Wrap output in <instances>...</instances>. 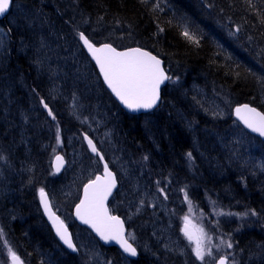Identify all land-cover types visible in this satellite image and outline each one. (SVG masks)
<instances>
[{"label":"trees","instance_id":"trees-1","mask_svg":"<svg viewBox=\"0 0 264 264\" xmlns=\"http://www.w3.org/2000/svg\"><path fill=\"white\" fill-rule=\"evenodd\" d=\"M18 1L19 0H15L13 2V12H15L14 10L18 4ZM48 1L52 0H43V3L40 4L38 10L41 11L42 15L46 14V18L48 20H53L57 23L60 22L58 21L59 16L56 13L57 9L53 12V15H50V11L45 9V5ZM56 1L57 0H53V2L50 3L54 4ZM68 1H70V4L75 10L77 9L80 16L85 17L81 20L74 21L72 26H79L80 23L89 24L90 28L94 29V31L89 32L88 30H85L84 33L96 45L107 43L118 49L129 47H140L147 49L164 61L165 68L169 76L172 78L171 80H180L187 86L185 87L186 90L188 87H190L191 82H194L195 85H199L203 90H206V92H211L207 93L208 95L216 92V94L222 98L221 102L223 101L227 103V108L229 111H232L234 106L250 104L251 106L256 107L264 112V98L261 96L259 90V88L263 89L264 82V0H256L260 6H258L254 0H144V2H142V0ZM219 12H222L223 14H219ZM69 15H72L70 11ZM90 22L93 24L96 23L98 26H91ZM225 22L237 24L243 28L246 34L245 36H248L253 41L254 47H251L253 45L249 47L248 43L245 42L246 40L240 41L241 36H239V38L236 40L241 46H237L232 40H230L226 36L223 29H219L217 27L218 25L224 26ZM4 26L6 29L9 28L6 23H4ZM83 28L84 27H81L79 29L82 31ZM103 29L105 31H103ZM160 29H163V31H160ZM185 29H187L193 35V39L190 40L183 35ZM79 32H75V34L78 36ZM210 38H213L215 43L210 41ZM15 43V39L13 42L11 41V50H13ZM256 45H258V47H256ZM231 46H235L238 49L243 48L242 54H239L241 56L240 58H236L234 56V52L237 54L238 49H235ZM93 72L97 79V85L98 89L100 90V94H102L103 97L108 100L116 113H118L116 120L118 126H114V128L116 132L120 134V137H122L123 146L129 153L128 156H130L131 161L136 162L137 164H142L143 166L147 167L148 170L153 172H155L156 169L152 167V161H155L160 169L158 172H161V176H157V173H155V179L162 177L160 179L173 180L176 182L175 186L179 191H182L184 187H187L190 196L195 200L199 209L206 218V227L208 228L211 226V224L212 227L213 225L220 226L218 228L225 230L227 234V236L225 235V238L227 240L231 239L233 242V248L228 249V253L231 254V257L235 258L238 264H247L246 261L251 259L252 252L260 254L261 257L258 260L260 263L258 264H264V208H258L262 205L256 201L254 202L257 206L252 204V200L255 197L253 191H255V188L257 187L258 189H261L262 185L264 184V174H255V176H252L241 173V176H238V174H235L234 171L232 173L226 172L222 179H216V181H214L212 188H210L208 185V177L210 172L203 173L204 176L200 175V178H198L199 184L203 186L200 189L195 186L194 180L192 178L184 181L181 176L176 174L179 169L174 165L178 155H180L179 148L184 143L182 142L179 145V138L176 132L170 131L172 134L171 136L173 137L175 135L178 140L171 138L170 144L168 143L165 145L168 146L171 153V155H169V159H167V155L165 157V155L160 152L159 154H156L154 148L143 140V138L146 137L145 135L148 133L145 134V131L143 134H141L139 131L144 128L143 123H145L146 117H154L159 115L160 117L158 118L157 122L162 121L161 118L164 116L166 118H171L174 115L169 104L171 103V100L173 101L172 104L174 107H176V110L179 112V114H181V116L184 112L187 114V109H192L188 108L190 103L185 100V102H181V99H179L180 95L177 96L179 89H171L172 91H176L173 95V98H171L172 96L168 94V88L164 90L162 106L156 113L147 116L134 117L127 115L119 109L117 104L111 99L110 95L102 86L100 80L97 77V73H95L94 70ZM237 73L239 75H237ZM35 75L36 74L33 71L28 70V72L24 74V78L22 74L19 77L17 76L14 81L11 78L8 79L0 75V79L2 80L1 85L4 88L3 99L9 102L12 95L20 98L22 94H25L30 99L29 106L32 110L24 111L25 113H22L23 115L19 114L20 117H16L17 119H15V122H11L8 119L6 120L7 124L12 123L13 126H16L14 127L15 129L8 128V126L5 127V125L3 126V121L0 118V157H3L0 159V170L2 173V178L6 179L7 182L9 181L8 183H11L10 180L13 181L12 175L14 173H22L24 176L30 174L28 177L32 176L30 180L33 179L28 184V180H25V177H23L21 182L20 180L16 182L14 181L15 184L19 183V187L17 190L16 188L13 189L12 193H18V195L21 194L23 199L17 198L12 206H9L4 200L0 199V203L3 208L2 211L4 212L2 213L3 215L6 214L7 209L9 208H16L15 210H17L19 214L9 216L10 219H8L6 216V220H2L1 222H3L5 225L4 232L8 234L10 240L12 239L11 241H14L11 242L12 246L17 249V246H20L21 243L23 244L21 246L24 247L26 251L24 252V250L19 247L17 251L19 252L22 259H25L26 261L28 258L32 259L28 264H47L49 261L53 262V264H72L69 259L75 260L76 258L78 259V256L70 255L61 250L59 247L56 248L61 251L65 258H62L60 254L55 252L54 245L57 246L58 243L46 225L38 203V189H44L43 186H46L44 181L47 180L49 176L53 175L50 163L54 153V148H49V146H47V148L41 150L36 146H32V144L28 145L29 140H32L28 139L30 137H26L25 135V133H28V129L24 133H20L19 128L22 130H25V128H30L36 129L35 131L37 132L41 131L49 142L53 136L50 133L48 134L45 129L40 128V121L42 120L41 118L47 122L57 121L62 127L66 125V123L69 127L71 122L72 125L75 122L74 120L70 122L67 119V115L70 116V114L67 113V111H62L64 110L62 107L55 109L56 107L50 104V109L52 110L55 119L48 117V115L45 113V110L41 107L39 101V98L43 96L44 93H46V90L43 87L42 82L39 79L36 80L37 75ZM261 77L263 81L261 80ZM28 82L31 83L28 84ZM25 84L27 85V92H25ZM22 85L24 86L22 87L23 89L20 88ZM8 87L12 88L14 91H9V89H7ZM8 92H12V94L9 95ZM90 93H92V97L95 96V92ZM39 108H41L43 112ZM59 109L61 110L59 111ZM35 111L38 114L34 113ZM27 112L29 115H34H31L29 119L33 118L35 121L32 122H39L38 125L37 123H33L31 124V126L33 125L32 127L28 126V120H25L28 116ZM167 113L170 115L167 116ZM7 114L8 113H6V115ZM1 116L2 115H0V117ZM189 117H191L190 121L192 120L193 123H196L202 128L209 130H214L217 128L223 129L222 126L227 123L224 120H221L220 122L213 119L207 120L209 117L207 118L196 111L194 112L193 110H190ZM47 118H49V120ZM68 121L70 123H68ZM117 128H119V130ZM2 131H4V133ZM14 132L16 133L14 134ZM30 134H32L33 137H38L36 135L37 133L34 131ZM5 135L6 137L4 138ZM8 137H10V139ZM25 140H27V144L25 143V146L27 145L26 147L24 146ZM171 145L175 146L173 150H171ZM260 145H262L259 149L261 152L258 151L256 155L257 159L263 162L264 168V144ZM201 149L203 150V148ZM209 149H205V156L211 155ZM187 151L197 155V153L194 151L193 145H191V147L189 145L187 147ZM172 154L178 155H176L175 158ZM145 155L148 156L147 161L142 159ZM167 160L168 164L165 163ZM162 164L163 166L161 167ZM254 171H257L256 168L253 170V172ZM3 173H6L7 175H4ZM29 192H33L34 194L35 198L33 203L25 201L26 199H29ZM207 199H216L217 202H215V204L218 203V207L225 213H242L249 209H254L258 215H249L243 218L239 216L218 215L219 217L215 218V221L212 223L211 217L208 215L209 207L207 206ZM246 200L247 202H245ZM215 204L212 203V205ZM73 205L64 206L65 210H67V218L63 215H61V217L69 225V229L75 238L76 235L81 232V229H78L72 219L71 206ZM30 215L31 217L29 218ZM17 217L19 218L17 219ZM228 218H232L231 221L233 222V224H230V229L228 225L225 224ZM140 219L143 220L142 218ZM12 220L14 222L9 224V222ZM146 224V231L150 232V235L152 236V227L150 223ZM224 224L227 228H224ZM35 225H38V227L41 226L42 228L37 229ZM236 228L238 229L236 230ZM11 233L13 235L15 234L14 236L18 242ZM39 233L45 235L47 241L49 240L50 250L53 249V257L45 256L42 258L39 255L38 252H44L42 246H40L41 244L34 241ZM209 233H211L210 230ZM24 234L26 236H23ZM147 244L149 245L148 250H141L142 255H144L143 259H145L147 263L142 260H140L139 263H141V261L143 264L185 263L181 257L177 259L176 255L160 250V248L157 247V245L152 242V240L147 241ZM103 251H105L107 257H110V254L111 256L113 255V249H104ZM26 252L36 253L38 256H27ZM261 253H263V255H261ZM258 254L256 256H258ZM119 256L120 255L117 252H114L113 260L117 259ZM40 257L42 260L40 259L41 261L38 262ZM81 257L82 256H79L78 262L75 264H86V261L82 260ZM43 260L45 262H42ZM254 260H256V257ZM1 261L5 260L0 256V264H2Z\"/></svg>","mask_w":264,"mask_h":264},{"label":"rangeland","instance_id":"rangeland-1","mask_svg":"<svg viewBox=\"0 0 264 264\" xmlns=\"http://www.w3.org/2000/svg\"><path fill=\"white\" fill-rule=\"evenodd\" d=\"M48 2L45 5V9L50 11V15H53V12L57 9L56 13L59 16L58 21L60 22L57 23L56 21L48 20L46 18V14L42 15L41 11H38L40 4L43 3V0H19L14 11L19 12H16V16H19H17V18L18 20L20 19V22L18 20L15 21V25H13L14 29L11 32L3 28L1 26L2 23L0 22V39H3L4 41L3 46H0V60L3 58L6 60L8 54L6 48L9 49L11 47L10 42H13V40L16 38L15 34L16 36H18V34L21 35V39L24 40V42L20 44V42L17 41L20 46L18 47V50L16 49V55L11 56V58L19 59L18 54H25L26 58H28V60L31 61L32 66H34L32 71L37 75H35L36 78H38L42 84L45 83L43 84L45 85L43 87L46 89V93H44V95L39 98L40 104L41 99H44V102L46 101L45 103H47L48 106L49 104L53 105V103H56L58 106L62 107V109H65V111L68 110L69 114L72 115V119L74 118L73 120L75 123L72 125L71 122V127L66 126L67 123L62 127L57 121H54L55 123L51 122L49 129L52 130V132H49L53 136V141L52 143L50 142V145L43 132H37L35 131L36 129L30 128L21 130V133H24L28 129V133H25L26 137H30L28 138L32 139L30 141L36 142L38 148L41 150L47 148V146H49V148L52 147L54 148L53 156L60 152L63 153L67 159L68 167L66 172L62 176L58 177L53 173L52 176H49L50 185L43 186L44 189L49 193L52 202L55 204V211L66 217L67 210H65L64 206L70 205L73 201H75L79 196L82 184L93 179V177L101 171V167L97 162L98 160L88 153L84 145L81 134L83 132L92 136L99 149L103 151L106 157H108L111 166L117 172L118 178L122 182V188L111 205V208L113 211H116V216L123 219L125 223H128L131 229L134 228V230L132 229L133 232L131 233V239L139 246L140 250H148L149 245L147 244V241L152 240V242H154L157 247H159L160 250L164 252L180 255V257L185 258L186 262L188 260L193 261L194 264H204V262L199 261L194 254L193 249L195 248V242H189V240L181 231L184 226L183 217L187 215L191 221V224L203 227L209 237V239L206 241L205 247V262H207V264H212L217 257L228 254V248L221 244L222 240H227L225 238V235L227 236L225 230L218 228L220 227L218 225H213L212 227V224L208 228L206 227V218L199 209L198 205L195 204V202H191L190 205L189 202L185 200V192H187L188 196L190 195L189 191H187V187H184V192H182V189V191L177 190L175 186L176 182L173 180L160 179L162 177L155 179V173H157V176H161V172H158L160 171L159 166L155 161H152V167L156 169V171L153 172L148 170V168L142 164L137 165L130 160V156H128L129 153L123 146L122 137L119 136L114 128V126H118L116 123L118 113H116L108 100L103 97L102 94H100V90L98 89L97 85V79L94 77L95 74L93 72L94 70L96 73V70L94 66L88 62V58L86 59V55L84 54L82 47L80 44H78V36L75 34V32H84L85 30L91 32L94 31V29H90V25L85 24V27L81 31L79 28L82 27V23L76 27L72 26L74 21L81 20L85 17L79 15V12L77 9H74V7L70 4V1L57 0L54 4L50 3L53 2V0ZM254 2L258 4L256 0H254ZM258 6L260 5L258 4ZM69 11L72 13V15H69ZM219 14L223 13L219 12ZM31 25L34 28H32ZM23 26L27 28L26 31L22 29ZM91 26L97 27L98 24L91 23ZM217 27L219 29H223L226 36L237 46H241L240 43L236 41L239 36H241L240 41L246 40L245 42L248 43L249 47L251 45H253L251 47H254L253 41L248 36H245L246 34L243 28L237 24L225 22L224 26L218 25ZM35 28L37 30H35ZM30 31H34L36 36L33 37L34 34L31 35ZM21 32L23 34H21ZM22 36H26V40ZM41 40H43V47H41ZM210 41L215 43L213 38H210ZM231 47L238 49L235 46ZM256 47H258V45H256ZM31 48L35 49L32 50ZM28 49L29 52L27 51ZM242 49L243 48H241V50ZM241 50L238 49L237 54L234 52V56L236 58L241 57L239 55L242 54ZM33 54L35 56H33ZM37 61H40V63H36ZM58 62L61 63L59 64ZM21 75L22 74L18 73V76ZM261 80L263 81L262 77ZM1 81L2 80L0 79V115L3 116L2 120L5 121L7 119L6 116L8 115H6V113H9L10 109H18L13 103L3 99L4 88L1 85ZM191 83L192 88H190V90H188L189 88L186 90L185 87L187 86L183 84V82L180 80H171L170 86L168 87V94L172 96L171 98H173V95L176 91H172L171 89H179L177 96L180 95L179 99H181V102L187 101L190 103L191 106L189 104L188 108L192 109H187V114L184 112L181 116V114H179V112L176 110V107H174L172 104L173 101L171 100V103L169 104L171 110L173 111L172 113L174 115L172 117L174 119L172 117H167L166 120L164 116L161 118V120L165 121L157 122L158 118L160 117L159 115L154 117H146V119L144 118L145 123H143V125L148 135L147 137L143 138V140L153 147L155 153L157 154L158 139L156 136L158 138L161 137L162 143H166V145L168 143L170 144L171 138L175 140L177 139L175 135L173 137L171 136L172 134L170 131H175L177 134L181 130L190 136V138H192L191 142H189L190 147L193 145L194 151L196 153H200L198 156L192 155L191 160L187 155L189 152L180 153L174 165L179 169L176 173L178 176H181L184 181L192 178L194 180L195 186L199 189L203 186L199 184L198 178H200V175H203V173H211V175L209 173V177L206 174L209 178L208 185L210 188H212V185H214V181H216V179H222L226 172L232 173L234 171L235 174H238V176H241V173L252 176H255V174H264L263 162L258 160L256 155L262 146L260 145L262 142L249 135L241 127V125L233 119L232 111L228 110L227 103L223 101L221 102L222 98L217 95L216 92L208 95L207 93L211 92H206V90H203L199 85H195L194 82ZM7 89H9V91L13 90L9 87ZM259 90L261 96L264 98V82L263 89L259 88ZM90 92H95V96L92 97V93ZM8 94L11 95L12 92H8ZM63 95L64 97H61ZM59 97L63 99L61 100ZM57 108L58 107L56 106V109ZM70 109H73V111ZM190 110H193L194 112L196 111L207 118L209 117L207 120L213 119L218 122L224 120L227 123L222 126L223 129H204L200 125L193 123L192 120L190 121ZM11 114L14 116V113ZM166 115L169 116L170 114L167 113ZM170 119L172 122L169 121ZM57 126L59 127L60 134L59 143L56 138L58 130ZM144 128H140L141 130L139 131L141 134L144 133ZM33 131L37 133L36 135L38 137H33V135L30 134ZM182 142L183 141L179 140V145ZM211 143L213 144L211 145ZM217 144L222 145L221 152L214 155L215 149L213 148H215ZM175 146L171 145V150H173ZM201 148H203L204 151ZM206 148H210V156H205ZM259 152H261V150ZM173 156H176V154ZM187 162L189 165L185 167ZM165 163L168 164V160ZM162 166L163 164L161 167ZM255 168L257 171L253 172ZM13 175H15L14 177L22 176V173H14ZM16 186L18 187V183ZM16 186L14 184L11 185V183H8L6 179L2 178V173L0 170V199L4 200L9 206H12L18 198L16 193H12V189L17 188ZM160 189H163V192H161ZM253 193L255 197L252 200V204L257 206L254 202L256 201L262 205L258 208L263 209L264 184L262 185L261 189H258V187L255 188ZM141 201H143V203H141ZM212 201L217 202L216 199L206 200L207 206L209 207L208 215L211 217L213 223L215 218L221 216H218V213L221 211L223 212V210L218 207V203L212 205ZM245 202H247V200ZM33 207L35 209L34 204ZM15 209L16 208H9L7 209L6 214L3 215L2 213L4 212L2 211V205L0 206V229H3V232L5 225L1 221L6 220V216L8 219H10L9 216L11 215H19ZM30 217L31 215L29 218ZM18 218L19 217H17V219ZM32 219L34 220L33 217ZM231 220L232 218H228L225 222L229 229L231 228L230 224H233ZM13 222L14 221L12 220L9 222V224H12ZM146 223H150L152 227V236L150 235V232L146 231ZM225 224L224 228H227ZM35 227L37 229L42 228L41 226L38 227V225H35ZM237 229L238 228H236V230ZM190 230L193 231L195 235V229H192L191 225ZM209 230L211 231V234H209ZM5 235L7 234L4 232L3 240H0V256L5 260L1 261V263L11 264L8 247H11L13 251H15L16 248L12 246L8 235ZM24 236L26 235L24 234ZM6 239L10 242H8ZM4 240L7 241V246L4 245ZM34 241L40 243V246L43 248L44 252H38L42 258L45 256L53 257V249L50 250V243L49 240L47 241L45 235L39 233ZM75 242L78 250L80 249L77 255L78 259L79 256H82L81 259L86 261V264H108L109 261L111 264H129L127 260H119L120 257L111 260V254L109 255L110 257H107L105 252L100 250V246L98 245L99 243L96 242V240H94L89 233L79 232L75 237ZM21 245L23 244L21 243ZM18 247L21 249L23 248L22 250H24V252L26 251L24 247ZM56 247L57 246L54 245L55 252L60 254L62 258H65L61 251ZM208 251H211V256L207 255ZM16 252L17 249L15 253ZM26 253L27 256H38L36 253L32 252ZM16 254L20 257L19 252ZM260 257V254H258V256H256V260H259ZM20 259L26 264L30 263L32 260L31 258H28L26 261L21 257ZM78 259L76 258L75 260H69L72 264H75L78 262ZM251 259L254 258L251 257ZM48 263L53 264L51 261Z\"/></svg>","mask_w":264,"mask_h":264},{"label":"snow or ice","instance_id":"snow-or-ice-1","mask_svg":"<svg viewBox=\"0 0 264 264\" xmlns=\"http://www.w3.org/2000/svg\"><path fill=\"white\" fill-rule=\"evenodd\" d=\"M142 2H144V0H142ZM12 3L13 0H0V16L8 12ZM8 31L11 32V29ZM160 31H163V29H160ZM183 35L190 40L193 39V35L187 29H185ZM78 36L99 66V71L103 75V79L108 88L111 89V92L115 94L123 105L133 111L152 109L157 105V101L160 100L161 84L166 80L172 79L170 76L166 75L165 70L161 67V60L158 59L157 56L141 48H129L126 51H117V49L110 44H103L100 47H96L83 32H79ZM3 43V39H0V46H3ZM43 46V40H41V47ZM37 63H40V61H37ZM237 75L239 74L237 73ZM41 104L45 109H48L49 116L55 119L52 110L48 108V104L45 103L43 99H41ZM235 114L247 128L251 129L253 132L259 133L261 137H264V113L258 112L256 108L250 107L248 104H244L235 109ZM57 128L56 138L59 143V127L57 126ZM85 139L91 151L97 154L100 160H104V156L100 154L93 140L87 136H85ZM187 155L191 160L192 153L189 152ZM2 158L3 157H0V159ZM142 159L147 161L148 156L145 155ZM56 160V170L59 172L63 164V157L57 156ZM115 187L116 178L109 170L108 164L105 163L104 176H97L84 186L83 199L76 205V215L83 223L90 224L102 240L105 242L115 241L125 253L131 257H136L138 255L137 248L125 238L124 222L118 216L111 215L105 203ZM160 191L163 192V189H160ZM40 197L44 210L56 231V235L67 248L71 249L73 252L78 251L64 222L51 210L48 196L43 188L40 189ZM185 200L191 205L187 192H185ZM141 203H143V201H141ZM212 203L215 204L214 201ZM218 215L239 216L243 218L249 215L257 216L258 213L254 209H249L242 213H225L221 211ZM183 220L184 226L181 231L189 242H195L193 251L196 258L204 262V264H207V262H205L206 241L209 239L207 233L203 227L192 225L187 215L183 217ZM190 225L192 229H195V235L193 231L190 230ZM3 237V229H0V240H3ZM3 243L7 246L6 240H4ZM221 244L228 249L233 248L231 239L222 240ZM8 252L12 264H23L20 257L11 247H8ZM207 255L211 256V251H208ZM230 256V253L221 256L218 260V264H229ZM108 264H111V262L109 261ZM231 264H237L234 257L231 259Z\"/></svg>","mask_w":264,"mask_h":264},{"label":"bare ground","instance_id":"bare-ground-1","mask_svg":"<svg viewBox=\"0 0 264 264\" xmlns=\"http://www.w3.org/2000/svg\"><path fill=\"white\" fill-rule=\"evenodd\" d=\"M13 2H14V0H13ZM12 5H13V3L11 4V6H10V9L8 10V12L6 13V14H4V15H2V16H0V22L2 23L1 24V26L3 27V28H5V26H4V23H6V25L9 27L8 29H6V30H9V29H11V31L14 29V26L13 25H15V21L16 20H18V18H17V16H16V12H18V11H16V12H13L12 11ZM36 10V9H35ZM39 11V10H38ZM19 13V12H18ZM21 14V13H20ZM19 17V16H18ZM21 17V16H20ZM24 17V16H23ZM17 18V19H16ZM23 19V18H22ZM24 19H25V17H24ZM23 19V20H24ZM20 20V19H19ZM18 20V21H19ZM28 20V19H27ZM26 20V21H27ZM22 21V20H21ZM29 21V20H28ZM20 22V21H19ZM29 23V22H28ZM30 24V23H29ZM28 24V25H29ZM85 24L86 23H84L83 25H82V27H85ZM19 25V24H18ZM38 25V24H37ZM32 26V25H31ZM35 26V25H34ZM17 27V26H16ZM25 26H23L22 27V29L24 30V31H26L27 30V28L25 27ZM37 27V26H36ZM32 28H34L33 26H32ZM38 28V27H37ZM19 29V28H18ZM91 29V28H90ZM21 30V29H20ZM28 30H29V28H28ZM35 30H37L36 28H35ZM107 30V29H106ZM23 31V32H24ZM103 31H105L104 29H103ZM103 31H101V32H103ZM224 31V30H223ZM15 32V31H14ZM17 32H18V30H17ZM100 32V31H99ZM30 33H31V35L32 34H34L33 35V37L34 36H36L35 35V32L34 31H30ZM21 34H23L22 32H21ZM25 34V33H24ZM27 34V33H26ZM29 34V33H28ZM105 34V33H104ZM27 37H29L28 35H26ZM26 36H22L25 40H26ZM15 40H16V43H17V41L18 42H20V44L22 43V42H24V40H22L21 39V35H19L18 34V36H16V34H15ZM18 37V38H17ZM26 37V38H25ZM32 37V36H31ZM79 37V36H78ZM29 39V38H28ZM32 39V38H31ZM37 39V38H36ZM66 39V38H65ZM67 41V40H66ZM27 42V41H26ZM34 42V41H33ZM78 42H79V44H80V46L82 47V49H83V51L86 53V55H87V52L85 51V49H84V47H83V45H82V42H81V40L78 38ZM11 43V42H10ZM15 43V46H13L14 48H13V50H11V47L9 48V49H7L6 48V51H7V58H6V60H4V58L3 59H1L0 60V74L2 75V76H4V77H6V78H11L13 81L16 79V77L18 76L17 74L18 73H20V74H24V73H26V72H28V70L30 71H32L33 69H34V66H32V64H31V61L30 60H28V58H26V56H25V54H18V56H19V59L18 58H11V56H15L16 55V49L18 50V47L20 46V44H16ZM31 43V42H30ZM35 43V42H34ZM33 44V43H32ZM38 44V43H37ZM24 45V44H23ZM29 45H31V44H29ZM29 45H26V46H29ZM39 45V44H38ZM32 46V45H31ZM22 47V46H21ZM20 47V48H21ZM23 47H25V46H23ZM28 48V47H27ZM27 48H25V49H27ZM39 48V47H38ZM32 50L33 49H35V48H31ZM22 50V49H21ZM239 50H241V49H239ZM23 51V50H22ZM28 52H29V49L27 50ZM37 51V50H36ZM242 51V50H241ZM24 52V51H23ZM37 53V52H36ZM27 54V53H26ZM153 55H155L154 53H152ZM31 55V54H30ZM29 55V56H30ZM32 56V55H31ZM33 56H35L34 54H33ZM88 56V55H87ZM86 56V57H87ZM156 56V55H155ZM28 57V56H27ZM157 58H159L160 60H162L160 57H158L157 56ZM29 59H31V58H29ZM31 60H33V59H31ZM163 61V60H162ZM33 62V61H32ZM35 63V62H34ZM37 63V62H36ZM35 63V64H36ZM59 63V62H58ZM61 63V62H60ZM59 63V64H60ZM163 63H164V61H163ZM93 66H94V68H95V70H96V72H98V68H97V66L96 65H94V64H92ZM62 66V65H61ZM66 66V65H65ZM67 67H69V66H67ZM76 67V66H75ZM74 67V68H75ZM71 68V67H70ZM31 73V72H30ZM28 76H29V74H28ZM19 77V76H18ZM95 77V76H94ZM23 78H24V75H23ZM26 78V77H25ZM36 80H38V78L36 79ZM38 82V81H37ZM17 83V82H16ZM29 83H31V82H28V84ZM35 84H37V83H35ZM43 84H45V83H43ZM21 85V84H20ZM24 85V84H23ZM21 86L20 88L21 89H23L22 87H24V86ZM26 85V84H25ZM38 85V84H37ZM41 85V84H40ZM46 85H47V83H46ZM49 85V84H48ZM19 86V85H18ZM43 86H45V85H43ZM103 86V85H102ZM170 85H167L166 84V86L164 87V88H168ZM40 87V86H39ZM48 87V86H47ZM104 87V89L105 90H107V88H106V86H103ZM29 88V87H28ZM36 88V87H35ZM189 88V89H188ZM187 89L188 90H190V88H192V83L190 84V87H188ZM31 89V88H30ZM40 89V88H39ZM41 90V89H40ZM46 90V89H45ZM21 91V90H20ZM25 92H27V85H26V89H25ZM59 92V91H58ZM67 92V91H66ZM70 94V93H69ZM17 95V94H16ZM25 95V94H24ZM75 95V94H74ZM47 96H48V94H47ZM78 96V95H77ZM61 97H64V95L63 96H61ZM61 97H59L60 99H61ZM67 97V96H66ZM111 97V99L112 100H114V97L113 96H110ZM162 97H163V95H162ZM47 98V97H46ZM50 98V97H49ZM58 98V99H59ZM74 98V97H73ZM79 98V97H78ZM77 98V99H78ZM52 99V98H51ZM63 99V98H62ZM61 99V100H62ZM44 100V99H43ZM74 100V99H73ZM59 101V100H58ZM71 101V100H70ZM9 102H11V103H13V104H15L16 106H17V109L18 110H9V113H8V115L6 116L7 117V119L9 120V121H14L15 122V119H17L18 117H20V115L19 114H22V113H25L24 111H28V110H31L30 109V99L27 97V96H20V98L18 97H15V96H11V99L9 100ZM32 102V101H31ZM46 102V101H45ZM61 102V101H60ZM36 104V103H35ZM59 104H61V103H59ZM70 104H72V103H70ZM79 104H80V102H79ZM14 105V106H15ZM26 105V106H25ZM34 105V104H33ZM32 105V106H33ZM53 105H54V107H60V106H58L56 103H53ZM62 105V104H61ZM241 105H244V104H241ZM241 105H237V106H234L233 108H232V114H233V119L236 121V122H238L240 125H241V127L249 134V135H251L252 137H254V138H257L258 140H260L261 142H262V144H264V138L263 137H261L260 135H259V133H256V132H253L251 129H249V128H247L243 123H242V121H240L239 119H238V117L236 116V114H235V109L237 108V107H239V106H241ZM250 107H253V106H251L250 104H248ZM37 106V105H36ZM35 106V107H36ZM35 107H34V109H35ZM63 107H64V104H63ZM36 108H38V107H36ZM48 108H50V105L48 106ZM72 108V107H71ZM161 107H159L158 109H160ZM254 108H256V107H254ZM39 109H41V108H39ZM56 109V108H55ZM58 109V108H57ZM257 109V111L258 112H261V113H264L263 111H261L260 109H258V108H256ZM7 110V109H6ZM42 110V109H41ZM41 110H39V111H41ZM61 109H59V111H60ZM70 110H72L73 111V109H70ZM32 111V110H31ZM36 111H37V109H36ZM34 112V113H37V112ZM63 111V110H62ZM64 111H65V109H64ZM67 111V113H69V111L68 110H66ZM65 111V112H66ZM42 112H43V110H42ZM3 113V112H2ZM11 113H14V116L11 114ZM28 113V112H27ZM40 113V112H39ZM45 113L48 115V117L49 118H51L52 116H49V114H48V110H45ZM66 113V114H67ZM38 114V113H37ZM75 114V113H74ZM23 115V114H22ZM24 115H27V114H24ZM32 115V114H31ZM31 115H29V113H28V116L26 117L27 119H25V120H28V126H31V124H33V123H35V122H32V121H35V120H33V118L31 119H29V117L31 116ZM45 115V114H44ZM32 116H34V115H32ZM132 116H136V117H140V116H143V114H139V115H132ZM2 117L3 116H1L0 118H1V120H2ZM17 117V118H16ZM24 117V116H23ZM44 117V116H43ZM49 118H47L48 120H49ZM65 118V117H64ZM107 118V117H106ZM166 118V117H165ZM173 118V117H172ZM6 119V120H7ZM42 120L40 121V117H39V121H40V125H41V127L40 128H43V129H45L46 131H47V133L49 134L50 132L49 131H51L52 132V130H50L49 129V125L51 124V122H47L46 120H44L43 118H41ZM67 119L71 122V121H73V119H72V115H67ZM66 119V120H67ZM104 119V118H103ZM109 119H111V118H109ZM141 119H143V118H141ZM174 119V118H173ZM172 119V120H173ZM6 120L5 121H3V126L5 125V127H7L8 126V128H14V127H16V126H13L12 125V123H9V124H7V122H6ZM18 120H20V119H18ZM38 120V119H37ZM114 120H115V118H114ZM166 120H167V118H166ZM24 121V120H23ZM65 121V120H64ZM68 121V123H70ZM109 121V120H108ZM162 121H165V120H162ZM169 121H171V119L169 120ZM16 122H17V120H16ZM56 122V121H55ZM54 122V123H55ZM148 122V121H147ZM172 122V121H171ZM20 123V122H19ZM22 123V122H21ZM37 123V125H38V123L39 122H36ZM35 123V124H36ZM64 123H66V122H64ZM151 123V122H150ZM23 124V123H22ZM18 125V124H17ZM26 125V124H25ZM39 125V126H40ZM18 126H20V125H18ZM18 126H17V128H18ZM33 126V125H32ZM31 126V127H32ZM66 126H68V125H66ZM0 127H1V125H0ZM22 127H23V125H22ZM25 127V126H24ZM35 127V126H34ZM69 127H71V126H69ZM2 129V128H1ZM15 129V128H14ZM3 130V129H2ZM5 130V129H4ZM7 130V129H6ZM9 130H11V129H9ZM21 128H19V132L21 133ZM119 130V129H118ZM3 133H4V131H2ZM144 132H145V130H144ZM16 132H14V134H15ZM18 133V132H17ZM6 134V133H5ZM51 134V133H50ZM82 134V138H83V141H84V145H85V147H86V149H87V151L89 152V146L87 145V143L85 142V139H84V137H85V133H81ZM145 134H146V132H145ZM11 135V134H10ZM9 135V136H10ZM19 135V134H18ZM86 135H88V134H86ZM147 135L148 134H146L145 136L147 137ZM13 136V135H12ZM119 136H120V134H119ZM177 136H178V138H179V140L180 141H183L184 143L182 144L183 146H186V147H183V146H180V148H179V150H180V153H185V152H188L187 151V147H188V145H189V142H191V139L192 138H190V136H188L184 131H179L178 133H177ZM6 137V135L4 136V138ZM21 137V136H20ZM88 137L90 138V139H92L93 140V142L96 144V146H97V148H98V150H99V152H100V154H102L103 156H104V160H100L99 159V156H97V155H92L91 154V156L92 157H94L95 159H97L98 161V164H99V166L100 167H104V164L105 163H107L108 164V167H109V170L114 174V176L116 177V184H117V186L115 187V188H113V190H112V194L108 197V199H107V201H106V206L108 207V209H109V211H110V214L111 215H115V213H116V211H113L112 210V208H111V205L113 204V202H114V200L116 199V197H117V195H118V193L120 192V189L122 188V182L119 180V178H118V175H117V172L114 170V168L111 166V164H110V161L108 160V157H106L105 156V154L103 153V151L102 150H100L99 149V147H98V145H97V143L94 141V139L92 138V136H90V135H88ZM9 139H10V137H8ZM18 138V137H17ZM17 138H15V139H17ZM118 138H120V137H118ZM156 138L158 139V143H157V154H159V152L160 153H162V154H164L165 155V157H166V155H167V159H169V155H171V153H170V151H169V148H168V146H165L166 144H163L162 143V138L161 137H157L156 136ZM8 139V140H9ZM15 139H12V140H15ZM21 140H22V138H21ZM120 140V139H119ZM10 141V140H9ZM8 141V142H9ZM18 141V140H17ZM26 141L27 140H25V142H24V146H25V143H26ZM52 139L49 141V142H51L52 143ZM123 141V140H122ZM62 142V141H61ZM161 142V144H159ZM19 143H22V142H19ZM27 144V143H26ZM30 144H32V146H36V147H38L37 146V144H36V142H33V141H30L29 140V142H28V145H30ZM213 143H211V145H212ZM9 145H11V144H9ZM21 145V144H20ZM49 145H50V143H49ZM27 146V145H26ZM25 146V147H26ZM22 147V146H21ZM31 147V146H30ZM212 147V146H211ZM34 148V147H33ZM221 148H222V145L220 144H217V146L215 147V148H213V149H215V152H214V155H216V154H219L220 152H221ZM192 153V152H191ZM200 152H197V155H195L194 153H192V155L193 156H198V154H199ZM176 155H178V154H176ZM57 156H62L63 158H64V161H65V163H66V166L64 167V169H63V171H62V174L60 175V174H56L55 172H54V169H53V161H54V159L57 157ZM175 158H176V156H174ZM149 159H150V156H149ZM131 160V159H130ZM177 160V159H176ZM187 160V159H186ZM133 162V161H132ZM134 163H136V162H134ZM137 164V163H136ZM137 165H140V164H137ZM189 165V163L187 162V164L185 165V167H187ZM67 167H68V162H67V159H66V157H65V155L63 154V153H60V152H58V153H56L53 157H52V160H51V169H52V171H53V173H54V175L55 176H62L65 172H66V170H67ZM18 172V171H17ZM36 172V171H35ZM7 173V172H6ZM4 174V175H7V174ZM29 173V172H28ZM33 173V172H32ZM39 174V173H38ZM28 175H30V174H28ZM28 175L26 176H24L23 174H22V176H16V177H14L15 175H12V177H13V181L12 180H10L11 181V185L12 184H15L14 183V181L16 182V181H19L20 180V182H21V180L23 179V177H25V180H28V182H27V184L30 182V181H32L33 179H31L30 180V178L32 177H28ZM34 176V175H33ZM38 176V175H37ZM36 176V177H37ZM97 176H101V177H103V173H102V169H101V171H100V173H98V174H96L94 177H93V179H91V180H94ZM9 179H12V178H9ZM89 181L90 180H88V181H86V182H84L83 184H82V186H81V189H80V193H79V196H78V198L75 200V201H73L70 205H73V206H71V215H73V212L76 210V205L80 202V199H81V195H82V191H83V188H84V186L86 185V184H88L89 183ZM9 182V181H8ZM45 182V185L46 186H48V185H50V178L49 179H47V180H45L44 181ZM143 182V181H142ZM22 183H23V181H22ZM144 183V182H143ZM17 184V183H16ZM15 184V185H16ZM19 184V183H18ZM28 186V185H27ZM26 186V187H27ZM13 187V186H12ZM17 187V186H16ZM19 187V186H18ZM17 187V188H18ZM22 187V186H21ZM17 188H16V190H17ZM29 188V187H28ZM24 189V188H23ZM26 189V188H25ZM13 190V189H12ZM19 190H21V189H19ZM29 191V190H28ZM31 191V190H30ZM44 191H45V193L47 194V196L49 197V199H50V201H51V203H52V206H53V208H54V206H55V204H54V202H52V200H51V198H50V196H49V193L44 189ZM187 191H188V189H187ZM20 192V191H19ZM182 192H184V190L182 191ZM17 195H18V193H16ZM30 194V195H29ZM29 194H27V195H29V199L27 200H25L26 202H29V203H33V200H34V194H33V192L32 193H30L29 192ZM37 196H38V203H39V209H40V211H41V213H42V216H43V219L45 220V223L47 224V226H48V228L50 229V231H51V233H52V235H53V237L55 238V240L57 241V247H59L61 250H63L64 252H66V253H68V254H70V255H73L72 253H70L60 242H59V240L57 239V237L55 236V234H54V232L52 231V229H51V227L49 226V224L47 223V221H46V219H45V216H44V213H43V211H42V208H41V204H40V190L38 189V192H37ZM23 196H21V194L20 195H18V198H20V199H23L22 198ZM26 197V196H25ZM189 197V199L191 200V202H195V200L189 195L188 196ZM195 204H196V202H195ZM70 205H67V206H70ZM54 210H55V208H54ZM57 214H58V216L61 218V220L62 221H64L63 220V218L61 217V214L60 213H58L57 212ZM71 225V224H70ZM75 225L78 227V229H81V232H83V233H89L90 234V236L94 239V240H96V242H98L99 244V248H100V250H106V249H113V255H114V252H117L120 256V259L119 260H121V261H123V260H127L128 261V263L129 264H138L139 263V261L140 260H142V261H144L145 263H147L146 261H145V259H143V257H144V255H142V251L140 250V248H139V246L134 242V241H132V239H131V233L133 232L132 231V229L134 230V228H132L131 230H130V227H129V225H128V223H125V238L126 239H128V241H129V243H132L133 244V246L134 247H136L137 248V251H138V255L136 256V257H130L128 254H126L125 252H123L122 251V249H121V247H120V245L118 244V243H116L115 244V246L113 247V246H111V247H106L105 245H104V242L100 239H98L95 235H94V233L91 231V230H89L88 228H86V227H84V226H81V225H79L77 222H75ZM69 226V225H68ZM74 226V225H73ZM75 231V230H74ZM13 232H15V231H13ZM78 232V231H77ZM76 233V232H75ZM134 233H135V231H134ZM12 234V233H11ZM209 234H211V233H209ZM263 234H264V232H263ZM8 235V234H7ZM7 235H5V236H7ZM13 235V234H12ZM15 235V234H14ZM13 235V236H14ZM24 236V235H23ZM9 237V236H8ZM15 237V236H14ZM19 238V237H18ZM17 238V239H18ZM10 239V238H9ZM14 239V238H13ZM20 239V238H19ZM24 239V238H23ZM7 240V239H6ZM12 240V239H11ZM15 240H16V237H15ZM8 242H10L9 240H7ZM17 241V240H16ZM11 242H14V241H11ZM18 242V241H17ZM20 242V241H19ZM145 242V241H144ZM74 243H75V245H76V242H75V240H74ZM14 244V243H13ZM145 244V243H144ZM18 245V244H17ZM16 246V245H15ZM20 246H21V244H20ZM77 246V245H76ZM80 247V246H79ZM113 247V248H112ZM15 248V247H14ZM17 249H19L18 248V246H17ZM23 249V248H22ZM26 250V249H25ZM189 250V249H188ZM263 250V249H262ZM15 251H16V249H15ZM62 251V252H63ZM78 251H80V249L78 250ZM103 252H105V251H103ZM16 253H18V251L16 252ZM110 253V252H109ZM229 254V253H228ZM113 255H112V258H110L111 260H113ZM175 255V254H174ZM256 255H257V253L256 252H252V257L255 259V257H256ZM261 255H263V253H261ZM177 256V259H179V257H180V255H176ZM221 256H224V255H221ZM220 256V257H221ZM9 257V256H8ZM220 257H217L216 259H215V261L212 263V264H218V260H219V258ZM182 259H183V261L185 262L184 264H194L193 263V261H188L187 260V262H186V260H185V258L184 257H181ZM187 258H189V257H187ZM10 259H11V257H10ZM191 259H193V258H191ZM190 259V260H191ZM231 259H232V257L230 256L229 257V264H231ZM254 259H248V261H246V263L247 264H258V263H260V261H258V260H254ZM42 260V259H41ZM40 260V258H39V260H38V262L39 261H41ZM142 261H141V263H139V264H143L142 263ZM42 262H45L44 260L42 261ZM137 262V263H136ZM124 263V262H123ZM26 264V263H25ZM44 264H46V263H44ZM48 264V263H47ZM58 264H61V263H58ZM125 264V263H124Z\"/></svg>","mask_w":264,"mask_h":264},{"label":"water","instance_id":"water-1","mask_svg":"<svg viewBox=\"0 0 264 264\" xmlns=\"http://www.w3.org/2000/svg\"><path fill=\"white\" fill-rule=\"evenodd\" d=\"M82 42V41H81ZM82 45H83V42H82ZM83 47H84V49H85V51L87 52V55L89 56V58L91 59V61L93 62V64L94 65H96L97 66V68H98V73H99V75H100V77H101V79H102V81H103V83H104V85L106 86V88L108 89V91L111 93V95L114 97V99L117 101V103L120 105V107L126 112V113H128V114H131V115H139V114H147V113H150V112H152V111H154L157 107H159V105L161 104V100H162V89L166 86V84L168 83V80H166L163 84H161V86H160V100H158L157 101V105L156 106H154L152 109H140V110H137V111H133V110H130V109H128L125 105H123L122 103H121V101L115 96V94L114 93H112L111 92V89H109L108 88V86H107V84H106V82L104 81V79H103V75L100 73V71H99V66L96 64V62H95V60H94V58L91 56V53H89L88 52V50H87V48L83 45ZM100 47V46H99ZM128 50V49H127ZM143 50V49H142ZM118 51V50H117ZM123 51H126V50H123ZM145 51V50H144ZM152 54V53H151ZM153 55V54H152ZM159 59V58H158ZM161 67L164 69V63H163V61L161 60ZM165 70V69H164ZM165 73H166V75H168L167 74V72H166V70H165ZM45 110H48V109H45ZM243 123V122H242ZM85 136H87V135H85ZM88 137V136H87ZM89 138V137H88ZM264 138V137H263ZM84 139H85V137H84ZM85 142L87 143V140L85 139ZM87 145H88V143H87ZM89 146V145H88ZM89 148V152H90V154H92V155H97V154H95V153H93L92 151H91V149H90V147H88ZM62 157V156H61ZM66 166V163H65V161H64V158H63V164H62V166L60 167V171L59 172H57V170H56V168H57V160H56V158L54 159V161H53V169H54V172L56 173V174H62V171H63V169H64V167ZM102 173H103V176H104V167H103V170H102ZM114 175V174H113ZM116 178V177H115ZM117 181V180H116ZM116 186H117V184H116ZM83 190H84V188H83ZM83 195H84V192L82 191V195H81V199H83ZM48 199H49V197H48ZM80 199V200H81ZM49 203H50V205H51V210L55 213V215L56 216H58V214L56 213V211L54 210V208H53V206H52V203H51V201H50V199H49ZM80 203V202H79ZM78 203V204H79ZM106 203V202H105ZM40 204H41V208H42V211H43V213H44V216H45V219H46V221H47V223L49 224V226L51 227V229H52V231L54 232V234H55V236L57 237V239L59 240V242L70 252V253H72V254H77L78 253V251H76V252H73L71 249H69V248H67V246L66 245H64L63 244V242L59 239V237L56 235V231H55V229H54V227H53V225H52V222L49 220V218H48V215H47V213L45 212V210H44V207H43V204L41 203V197H40ZM59 217V216H58ZM60 218V217H59ZM61 219V218H60ZM73 219H74V221L75 222H77L79 225H81V226H84V227H86V228H88L89 230H91L93 233H94V235L100 240L101 238H100V236L96 233V231L91 227V225L90 224H85V223H83L82 222V220L76 215V211H74L73 212ZM121 219V218H120ZM122 220V219H121ZM123 221V220H122ZM124 222V221H123ZM65 224V223H64ZM65 226L67 227V225L65 224ZM124 229H125V223H124ZM67 230H68V232L71 234V232H70V230H69V228L67 227ZM71 236H72V234H71ZM72 240H73V243H74V239H73V237H72ZM102 240V239H101ZM103 242H104V245L106 246V247H111V246H115V244L117 243V242H115V241H110V242H105L104 240H102ZM75 244V243H74ZM113 246V247H114ZM122 249V248H121ZM122 251H123V249H122ZM124 252V251H123ZM127 254V253H126ZM131 257V256H130ZM10 262H11V264H12V261H11V259H10Z\"/></svg>","mask_w":264,"mask_h":264}]
</instances>
